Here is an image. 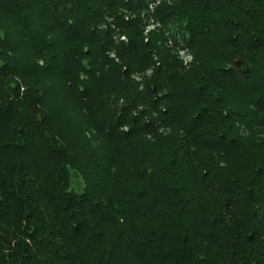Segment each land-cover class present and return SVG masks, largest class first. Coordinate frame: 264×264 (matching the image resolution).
<instances>
[{
  "label": "trees",
  "instance_id": "1",
  "mask_svg": "<svg viewBox=\"0 0 264 264\" xmlns=\"http://www.w3.org/2000/svg\"><path fill=\"white\" fill-rule=\"evenodd\" d=\"M148 3L0 0V264H264V0Z\"/></svg>",
  "mask_w": 264,
  "mask_h": 264
},
{
  "label": "rangeland",
  "instance_id": "2",
  "mask_svg": "<svg viewBox=\"0 0 264 264\" xmlns=\"http://www.w3.org/2000/svg\"><path fill=\"white\" fill-rule=\"evenodd\" d=\"M155 10H156V8H154L153 11H155ZM146 11H147V13L149 12L148 9H146ZM153 23H155V25ZM153 23L152 24L150 23V25H149V22L145 21V25H144V29H143V34H144L145 38H148V36L150 35L151 31H153L154 27H155V30L159 29L160 23L156 19H153ZM156 24H159V27ZM148 25H149V27H148ZM111 57H113V55H111ZM178 59L184 66L190 65L193 62V58H192L191 55H188V56L187 55H178ZM135 80L139 81L140 80L139 76H135Z\"/></svg>",
  "mask_w": 264,
  "mask_h": 264
},
{
  "label": "built area",
  "instance_id": "3",
  "mask_svg": "<svg viewBox=\"0 0 264 264\" xmlns=\"http://www.w3.org/2000/svg\"><path fill=\"white\" fill-rule=\"evenodd\" d=\"M157 3H158V0H149V3H148V10H149V14H151L154 10V8L157 6ZM150 23L152 24L153 23V19L150 17V20H149V25ZM155 25V23H153ZM148 25V27H149ZM158 27H159V24H156ZM153 27V26H152ZM154 29V28H153ZM181 55H185V54H181Z\"/></svg>",
  "mask_w": 264,
  "mask_h": 264
},
{
  "label": "bare ground",
  "instance_id": "4",
  "mask_svg": "<svg viewBox=\"0 0 264 264\" xmlns=\"http://www.w3.org/2000/svg\"><path fill=\"white\" fill-rule=\"evenodd\" d=\"M149 20V19H148Z\"/></svg>",
  "mask_w": 264,
  "mask_h": 264
}]
</instances>
